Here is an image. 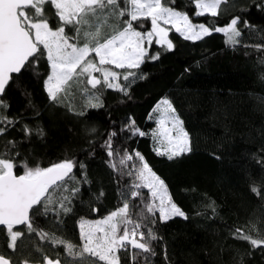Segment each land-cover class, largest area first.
<instances>
[{
  "label": "trees",
  "instance_id": "1",
  "mask_svg": "<svg viewBox=\"0 0 264 264\" xmlns=\"http://www.w3.org/2000/svg\"><path fill=\"white\" fill-rule=\"evenodd\" d=\"M162 2L210 29L225 26L238 16L236 28L241 36L233 44L226 42V34L212 31L192 41L169 26L173 50L156 45L153 39L148 60L140 69L131 70L146 75L145 79L125 82L123 76L130 70L105 65L120 74L117 82L126 85L127 94L102 84L93 91L99 96L95 103L102 105L97 108H89L87 97L79 96L80 89L88 87L85 78L78 82L77 90L74 83L59 94L57 102L50 101L45 91L51 71L46 52L12 75L0 96L8 106H0V117L17 122L9 125L0 120L5 129L0 133V158H14L16 174H22L25 165L46 168L65 159L77 162L74 178L51 188L48 199L30 211L35 231L30 232L27 225L13 227L23 233L15 250L8 247L6 226L0 227V254L12 264H44L45 256L59 259L61 264H107L83 252L78 222L117 211L126 200L127 218L140 223L139 232L145 235L140 240L138 232L136 239L147 243L151 252L128 244L127 250L116 252L119 264H264V244L254 248L250 240L233 235L239 228L251 239L264 241V0H223L216 17L194 16V0ZM118 5L115 14L111 8L98 10L97 16H89L91 23L79 25L78 45L88 39L84 32L95 33L112 24L111 30L97 37L101 42L123 29V21L130 19V1L118 0ZM41 7L40 18L48 19L53 30L58 28L61 22L50 0ZM120 9L125 10L123 17L118 14ZM28 11L35 16L34 9ZM133 27L149 31L150 18L133 22ZM65 31L77 35L71 26ZM157 53L159 59L151 60ZM161 98L172 102L191 142V153L172 160L156 154L151 135L155 121L150 113ZM132 120L149 135L121 131ZM25 126L31 134H25ZM37 129L44 135H38ZM113 131L117 136L109 157L105 142ZM135 152L164 182L168 195L187 218L160 222L158 212L154 216L147 212L146 206L153 202L147 188L135 187L141 163ZM253 187L259 189V195ZM72 189L77 190L74 195ZM133 191L139 192L135 199ZM128 227L130 231L132 224ZM149 228L156 240L151 239ZM119 229L123 232L124 226ZM54 241L70 243L72 254L64 243Z\"/></svg>",
  "mask_w": 264,
  "mask_h": 264
},
{
  "label": "snow or ice",
  "instance_id": "2",
  "mask_svg": "<svg viewBox=\"0 0 264 264\" xmlns=\"http://www.w3.org/2000/svg\"><path fill=\"white\" fill-rule=\"evenodd\" d=\"M49 0H0V96L5 93L6 87L9 85L12 74H19L22 69L42 57L45 52L47 60L50 64V74L45 80V91L50 101L57 102L59 94L64 91L66 85L74 76L88 74L87 84L92 89H97L100 85H105L108 89H113L127 94L125 84L117 82L120 75L118 72L104 65H114L117 69H128L123 76V80L134 83L137 79H145L146 75H140L137 71L141 65L149 58V48L154 43L159 46H167L169 51L173 50L174 45L169 37V29L161 26L171 25L177 33H180L186 40L197 41L205 36L212 34V31L224 33L228 36V41L235 44L236 38L241 36L236 25L240 22V17H233L225 26H216L214 29L203 23L194 24L187 13L176 11L173 7L166 6L162 0H130L133 5V11L129 13L130 19L123 21L126 25L123 30L117 31L102 43L99 42V29L95 33L84 32V37L88 38L82 46L76 42L82 28L79 25L89 24V16H97L98 10L104 12L111 8L115 14V8H118V0H50L51 5L57 10L56 15L59 18L60 26L53 30L50 27L49 20L40 18L42 16V5L48 3ZM174 2V0H173ZM195 11L194 16H204L210 14L213 17L219 15V6L223 0H194ZM35 10V16L29 14L28 9ZM119 16L125 15V10H119ZM151 20V30L141 32L133 27V22L140 19ZM71 26L75 29L77 35H67L65 29ZM143 27V25H140ZM73 41V42H70ZM147 42L148 47H145ZM90 43H94V47H90ZM42 46V48L40 47ZM90 52H94L98 57L99 65L93 63L90 59L86 60ZM159 53L152 55L151 60L159 59ZM93 72L101 73L103 80L92 75ZM99 100V96H95ZM160 105H163L161 109ZM0 106L5 109L8 107L0 100ZM99 103H92L91 98L88 104L89 108L100 107ZM153 112H159L156 118L158 130L151 133L153 139L157 143L154 149L159 156H167L169 160L189 154L192 151L189 133L184 129L183 122L176 114L172 102L163 98ZM79 115H84L83 112ZM152 113H150V117ZM5 124H14L17 121L7 116L0 117ZM171 125L170 127L168 125ZM5 131L0 127V133ZM25 134H31V129L25 126ZM94 132L95 129H92ZM121 131H129L132 136L139 135L141 137L149 135L135 126L132 120L125 125ZM37 134L43 136V130L37 129ZM117 136L115 131L109 133L108 140L105 142L107 146V155L113 156V138ZM12 143V142H10ZM136 158L142 163V168L138 170L137 179L140 184L135 185L147 188L151 192L153 203H149L147 212L155 215L159 213L160 222H165L173 217H186L185 212L172 201L171 196L167 194L164 182L152 171L144 157L135 152ZM128 160H132L131 155H127ZM123 163V160L121 161ZM83 168V165H79ZM17 165L14 158H0V225L6 226L10 243L8 247L15 250L18 238L23 233L14 231V225H27L28 230L35 231L33 228L30 210L43 203L48 199L46 196L49 190L63 184L66 180L73 177L74 169L77 162L74 159H65L57 163L51 164L46 168L36 167L29 168L26 165L22 175H15L14 169ZM132 173L129 172V175ZM77 190L72 189L73 195ZM252 191L259 195V189L252 188ZM139 195L138 191H133L131 196L135 199ZM158 200V206L155 201ZM63 207V204H61ZM129 204L125 201L123 207L109 214L103 222H95L94 225L88 227L87 232L84 231V224L81 223V238L85 241L83 252L89 253L91 256L98 257L100 261H106L107 264H119V258L115 253L119 250H127L126 246L131 245L133 249L142 250L144 253L151 252V248L147 243L138 242L136 239L139 229L142 227L140 223H133L128 219ZM45 206V214L48 213ZM64 212L70 209L63 208ZM55 214V213H53ZM119 223L117 222V218ZM156 221L153 220L154 224ZM129 224H132L131 239H129ZM124 226V234L117 238L119 226ZM152 240H156L155 235H151L152 229H148ZM100 235H97V234ZM46 235V234H45ZM234 237L250 240L251 245L259 247L264 241L251 239L243 234L242 230L237 228ZM44 236H42V239ZM140 240L145 239L144 232H139ZM54 243H64L69 254H72V245L64 241H54ZM45 264H60V260L53 261L49 257H44ZM0 264H12V261L0 255Z\"/></svg>",
  "mask_w": 264,
  "mask_h": 264
},
{
  "label": "rangeland",
  "instance_id": "3",
  "mask_svg": "<svg viewBox=\"0 0 264 264\" xmlns=\"http://www.w3.org/2000/svg\"><path fill=\"white\" fill-rule=\"evenodd\" d=\"M130 1V0H129ZM134 9H133V5L130 3V13L133 11ZM93 21V19H91L90 18V20H89V23H91ZM193 23V22H192ZM194 24H199V23H194ZM161 26L162 27H169V26H171V25H164L163 24V22H161ZM172 27V26H171ZM112 29V24H110V25H105L104 27H102V29L101 30H99V36L98 37H101L102 35H104V34H106L109 30H111ZM121 30H123V29H121ZM151 30V20H150V29H149V31ZM120 31V30H119ZM115 34V33H114ZM109 38V37H108ZM152 39H154L155 40V37H153ZM104 41V40H103ZM103 41H101V43L103 42ZM145 44H147V42H145ZM145 46V45H144ZM146 47V46H145ZM88 59H90L93 63H96L97 64V66H100L99 65V60H98V57H96V55H95V53L94 52H90L89 53V56L86 58V60H88ZM103 67H106V68H109V67H107V66H103ZM111 69V68H110ZM92 75H94V76H96L97 78H99V79H101V80H103V76H102V74L101 73H98V72H93L92 73ZM82 78H85V80H86V82H87V79H88V74L87 73H84V74H82V75H78V76H74L73 77V79L72 80H70L66 85H64V89L67 87V88H69V89H71V87H72V84H76V90H77V88H78V82L82 79ZM80 89V88H79ZM93 91H94V89H92L91 88V86L90 85H88V87L86 88V89H80V92H79V96H83V95H85L86 97H87V100H88V103H89V101H90V98H91V102L92 103H95L96 101V99H95V95L93 94ZM163 98H161L158 102H160L161 100H162ZM158 102L156 103V105H155V107L154 108H156L157 107V105H158ZM160 107H161V109L163 108V105H160ZM154 108H153V110H154ZM153 110H152V117H151V119H153L154 121H156V118L159 116V112H153ZM169 127L171 126L170 124L168 125ZM153 130H158V125L156 124V122H155V127H154V129ZM156 142V141H155ZM156 146H157V143H156ZM140 168H142V163H140L139 165H137V170H136V175H137V173H138V170L140 169ZM24 173V172H23ZM22 173V174H23ZM157 176V175H156ZM161 180V179H160ZM137 183L138 184H140L141 183V181L139 180V179H137ZM149 190V189H148ZM149 192H150V190H149ZM168 194V193H167ZM150 195H151V192H150ZM152 197V196H151ZM152 202H153V198H152ZM155 204L158 206V204H159V201L158 200H156L155 201ZM123 207V206H122ZM112 213V212H111ZM110 214V213H109ZM109 214H107V215H105V216H103V217H101V218H96V219H89V218H82V219H80L79 220V222H78V228H79V231H80V234H81V229H80V225H81V223H83L84 224V231L85 232H87V230H88V227L90 226V225H94L95 224V222H103L104 221V219L106 218V217H108L109 216ZM119 217L117 218V222L119 223ZM124 234V230H123V232L122 231H120V229L118 230V232H117V238L119 237V236H121V235H123ZM97 235H100L99 233L97 234ZM129 239H131V229H130V231H129ZM11 242V241H10ZM84 243H85V241L84 240H82V247H84ZM115 255H116V253H115ZM106 262V261H105Z\"/></svg>",
  "mask_w": 264,
  "mask_h": 264
},
{
  "label": "water",
  "instance_id": "4",
  "mask_svg": "<svg viewBox=\"0 0 264 264\" xmlns=\"http://www.w3.org/2000/svg\"><path fill=\"white\" fill-rule=\"evenodd\" d=\"M13 75V74H12ZM14 174L15 175H22V174H16L15 172H14ZM31 211V210H30ZM3 225H0V227H2ZM18 226H21V225H14L13 227H18ZM0 255H2V254H0ZM4 256V255H3ZM5 257V256H4ZM6 259H8L7 257H5ZM53 261H55V260H57V259H52ZM25 264H40L39 262H27V263H25ZM44 264H45V262H44ZM61 264V263H60Z\"/></svg>",
  "mask_w": 264,
  "mask_h": 264
}]
</instances>
